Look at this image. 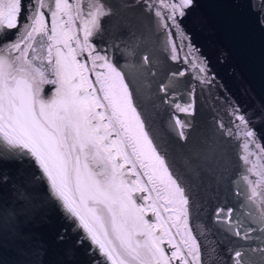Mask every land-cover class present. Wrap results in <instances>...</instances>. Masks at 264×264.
<instances>
[{
	"label": "snow or ice",
	"instance_id": "1",
	"mask_svg": "<svg viewBox=\"0 0 264 264\" xmlns=\"http://www.w3.org/2000/svg\"><path fill=\"white\" fill-rule=\"evenodd\" d=\"M195 5L0 0V165H28L24 182L0 171V190L13 193L0 198V246L9 235L19 239V226L51 205L71 223L74 244L87 245L92 264H208L207 246L189 222L200 173L188 143L198 108L208 104L214 141L205 155L224 138L239 149L225 196L235 203L218 205L212 224L227 242L224 264H253L247 242L264 233V138L256 130L264 109L244 110L227 98L217 107L215 74L183 27ZM249 9L264 28V0H249ZM121 29L132 38L123 65L115 56L120 44L95 43ZM145 30L150 47L141 43ZM160 106L172 113L174 151L158 143L152 126L149 109ZM43 252L21 245L15 264H43Z\"/></svg>",
	"mask_w": 264,
	"mask_h": 264
},
{
	"label": "water",
	"instance_id": "2",
	"mask_svg": "<svg viewBox=\"0 0 264 264\" xmlns=\"http://www.w3.org/2000/svg\"><path fill=\"white\" fill-rule=\"evenodd\" d=\"M113 3L119 4L120 0H113ZM125 15L121 12L122 18ZM183 27L191 35L192 43L207 58L211 71L215 74L218 87L213 89V94H218L221 98L217 107L227 98L237 102L244 110L264 109V28L258 26L251 15L249 0H196L195 7L183 21ZM130 41L132 38L123 29L108 31L95 38V43L100 48L112 43L121 45V51L115 53L121 65L125 62L121 52ZM141 43L149 47L152 45V37L147 30ZM157 55L162 57L163 54L157 50ZM157 67L161 73L168 70L163 62ZM114 88L119 93V81L114 82ZM214 114L208 104L199 107L193 127L188 130V143L193 152L197 153L192 162L198 165L200 173L199 180L192 181V196L196 207L189 222L194 234L207 246L208 264H217L218 258L219 264H224L227 242H221L219 229L212 224L211 218L218 205L235 203L226 201L225 196L228 182L239 164V149L235 142L229 143L224 138V143L216 151L205 155L206 144L214 141ZM149 115L158 143L174 151L175 138L169 120L171 110L167 106L150 107ZM256 130L258 136L264 138V123H257ZM177 164L182 169V163L178 161ZM27 168V163L19 161L0 165V171L17 182L26 180ZM40 191L43 193V188ZM12 195L11 186L0 190V198L10 199ZM19 227L23 235L19 239L9 235L0 246V264H15L17 248L21 245L25 249L43 248V264H92L87 245L74 244L76 233L57 208L48 205ZM60 232L66 233L63 242L57 239V233ZM246 246L252 249L247 255L253 264H264V253L259 251L264 249V233H253Z\"/></svg>",
	"mask_w": 264,
	"mask_h": 264
}]
</instances>
